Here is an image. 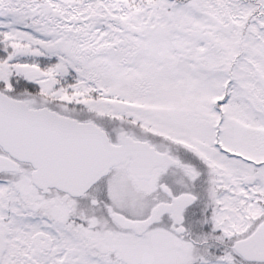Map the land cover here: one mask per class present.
Listing matches in <instances>:
<instances>
[{"label": "snow or ice", "instance_id": "6c2138e0", "mask_svg": "<svg viewBox=\"0 0 264 264\" xmlns=\"http://www.w3.org/2000/svg\"><path fill=\"white\" fill-rule=\"evenodd\" d=\"M0 264H264V0H0Z\"/></svg>", "mask_w": 264, "mask_h": 264}]
</instances>
